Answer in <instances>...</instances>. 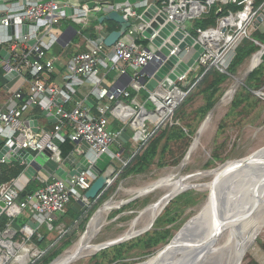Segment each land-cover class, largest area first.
<instances>
[{
	"label": "built area",
	"instance_id": "2783aa9c",
	"mask_svg": "<svg viewBox=\"0 0 264 264\" xmlns=\"http://www.w3.org/2000/svg\"><path fill=\"white\" fill-rule=\"evenodd\" d=\"M1 1L4 3L0 5V27L9 30L11 22L18 18L27 26V33L22 35L23 24H20L14 36L0 39V46L5 45L3 48L11 55L10 60L4 61L0 67L7 74L15 73L30 85L26 100H23L21 92H17L0 112V136L5 139V146L17 145L31 154H42L44 150H49L52 158L58 156L63 161L57 142L64 143L66 136L74 144L84 143L88 146L92 157L89 161L92 164L102 156L120 160L121 134L111 130L112 122L118 120L131 128V142L135 144L130 158L122 164L121 170H124L147 150L166 120L189 94L190 90L184 91L180 84L190 75L181 77L177 88L150 93L148 100L153 105V110H148L145 106L132 104L131 93L126 89L119 86L107 89L102 86L111 71L118 70L122 74H126L128 68L142 71L162 61L159 50L151 43L149 47L139 44L140 39L135 35L143 32L141 25H134L127 30L125 36L111 48L105 46L104 36L89 42L85 51L77 52L69 60L64 85H51L49 78L56 68L49 53L60 43L59 37L51 31L61 24L68 6L62 5L60 0H36L21 7L19 0ZM150 5L149 1L140 4L143 9ZM229 6L237 7V10H227L217 20L215 27L200 30L196 38L205 49L197 63L198 68H206L203 76L212 68L226 73L243 41L251 39L252 32L259 31L257 21L264 14V2L256 7L255 0H164L158 6L160 12L165 11L167 22H173L187 31L193 21L210 15L213 7H216L214 12L220 14ZM73 9V19L83 29H87L92 9L88 6ZM103 9L106 8H101L100 5L95 7L97 11ZM122 15L135 23L140 16L132 9L125 10ZM42 22L48 23L45 31ZM207 32H218V40L203 39ZM30 42L35 44L31 46ZM175 52L176 49L171 55ZM193 52L192 48H186L180 55L181 60H189ZM85 85L91 86V94L96 100L95 113L85 101L76 98L78 88ZM194 87L195 85L191 91ZM174 91H180L183 99L173 105L171 94ZM35 108L57 118L52 130L39 129L37 133L33 131L31 120L25 119V113ZM161 108L166 113L162 119H157ZM129 112L134 114L129 115ZM113 147H117V150L112 151ZM5 162L6 160H2V163ZM94 179L87 171L82 172L79 177L70 178V183L61 179L47 181L41 189L22 200L14 185L0 183V203H4L0 219H6L4 226L0 225V264H19L27 247H32V250L25 264L33 263L43 255L31 242L34 236L39 237L38 233L28 225L19 230L14 227V221L21 216H27L31 222L45 226L51 232H57L56 241L66 237L68 226H54L57 217L65 216L72 202L81 204L85 201L84 195L91 188ZM18 236H24L23 246L18 243Z\"/></svg>",
	"mask_w": 264,
	"mask_h": 264
},
{
	"label": "rangeland",
	"instance_id": "374dc122",
	"mask_svg": "<svg viewBox=\"0 0 264 264\" xmlns=\"http://www.w3.org/2000/svg\"><path fill=\"white\" fill-rule=\"evenodd\" d=\"M215 8L213 7L212 12ZM254 35L255 32H252L251 37ZM257 52L234 68L232 63L226 73L212 68L201 77L206 68L199 67L192 78L193 81L198 79V83L152 140L147 148L148 151H145L142 164L139 165V159H137L127 170L116 169L110 185L102 196L96 201L83 205L79 218L68 225L67 236L59 241H46L38 249L43 252L42 257L29 264H51L63 255L84 233L92 218L105 203L112 199L125 200L127 199L125 191L146 187L170 172H178L196 139L197 132L214 108L210 123L199 138L198 149L196 148L191 155L190 162H187L182 169L181 175L196 176L213 171L230 161L238 160L244 163L264 154V97L255 94L257 92L264 94V63L262 62L254 71L258 73L254 80L249 81L247 78L241 82L233 99L228 104L221 105L231 85L247 74L253 56ZM215 73L225 76L226 80L212 86L218 80ZM147 109L153 110V105H148ZM112 151H115L114 147ZM195 180L196 184H205L210 181V178ZM160 195V192L151 194L147 198L137 199L122 209L112 212L107 218L109 225L104 227L97 242L116 239L127 232L138 213L156 202ZM209 195V192L205 190L186 191L173 199L165 210L163 208L161 216L148 233L99 252L76 264H136L166 254L172 243L186 232L191 220L207 202ZM55 233L53 232L56 237ZM34 239L37 240V237ZM24 241V239L18 241L20 246H23ZM15 248L19 249L18 245H15ZM260 252H264V232L257 236L241 264H253V258ZM54 253H58L59 256L53 260L49 259Z\"/></svg>",
	"mask_w": 264,
	"mask_h": 264
},
{
	"label": "bare ground",
	"instance_id": "6f19581e",
	"mask_svg": "<svg viewBox=\"0 0 264 264\" xmlns=\"http://www.w3.org/2000/svg\"><path fill=\"white\" fill-rule=\"evenodd\" d=\"M214 33L215 38H209L213 33L207 32L203 39L217 41L218 33ZM263 56L262 47L253 56L249 68L258 66ZM240 83L241 78L231 85L221 105H226L233 99ZM171 95L173 105L183 99L180 91H174ZM159 112L157 119H162L166 110L161 108ZM128 114L133 115L134 112ZM211 116L207 117L202 126H208ZM198 144L196 138L191 153L196 150ZM55 160L61 162L58 156ZM180 170L169 171L170 173L146 187L125 191L127 195L125 200L112 199L105 203L92 218L84 233L51 264H76L93 257L98 249L119 239L124 241L135 239L151 228L169 202L171 203L191 187L204 188L210 195L196 217L191 220L190 225H187L186 232L172 243L166 254L136 264H241L257 236L264 232V154L244 163L238 160L227 162L213 171L199 174L198 177L183 176L179 174ZM204 177L210 178V181L205 184L195 183V179ZM157 192L161 193L159 199L138 213L127 232L116 239L97 242L104 227L109 225L107 218L112 212L127 206L133 202L131 201L133 199L135 201L143 197L147 198ZM31 250L32 247L26 248L19 264L28 262V254Z\"/></svg>",
	"mask_w": 264,
	"mask_h": 264
},
{
	"label": "crops",
	"instance_id": "0c3cea01",
	"mask_svg": "<svg viewBox=\"0 0 264 264\" xmlns=\"http://www.w3.org/2000/svg\"><path fill=\"white\" fill-rule=\"evenodd\" d=\"M36 0H19L18 4L19 6L26 5V3L34 2ZM149 1L152 5L159 6L164 0H60L62 5H67L68 9L78 8V7H84L88 6L92 9V13L90 15V24L87 29H83V26L76 22L72 16L69 14H65V16L62 19V22L59 26L53 27L51 32H55V35L59 37L60 43L55 45L53 50L49 53V56L55 61V68L56 71L54 74H52L49 78V84L51 85H57V86H63L65 83V77L67 75L66 72V66L69 62V60L72 58L74 54L77 52L85 51L87 49V44L89 42H94L98 37L104 36L107 37L111 32L118 31L120 29V26L114 22L111 21H104L100 22V18L103 16L108 15L112 11H118L121 14L125 12V10L132 9L133 11H136L138 14H142V12L145 10L141 8L140 4ZM91 4H96L92 6ZM106 8L102 11L95 10V7ZM43 30L45 31L48 27L47 22H42ZM140 22H136L135 26H139ZM13 35L12 32L9 30H3L0 27V39L5 38L6 36H14L17 28L19 25L14 24L13 25ZM259 28L263 30L264 32V20L259 25ZM57 32V34H56ZM213 34L209 35V38H215L214 32ZM218 33V32H217ZM63 35V36H62ZM62 36V38H61ZM136 38H139L140 40L144 39L142 37L141 33H136ZM215 40V39H213ZM48 41V40H47ZM5 45L0 46V50L4 49ZM4 60L0 58V65H3ZM2 69L3 73L2 75L7 77V73L5 70ZM152 67H149L146 69L145 73L142 75L141 70L136 71L132 68H128L126 74H122L118 70L111 71L105 78L103 82L104 88H111L113 86H119L131 93V102L132 104H135V106H145L148 108V105L151 103L149 102L150 92L146 89L144 85H142L143 78L148 83L152 79ZM1 71V72H2ZM0 72V73H1ZM30 85L25 82L22 78L17 76L16 74L13 75V77L7 78L6 82L0 81V112L4 108V106L10 102L13 98V94L17 92H21L24 96L23 100H26L28 98ZM148 95L147 98H144L145 94ZM77 99L83 100L86 103L91 100V102L88 104V106L93 110L95 113L96 111V100L91 94V86L85 85L78 88L77 91ZM131 104V103H130ZM24 105V102L22 103ZM44 115V111L35 108V109H29L25 113V119H32L33 117H38V128L42 130L50 131L53 129L55 122L53 119H49ZM127 130V135L129 136L127 142H124L121 140L122 148L120 150L121 153V159L120 160H111L108 156H102L97 164L99 169H103L104 171L110 166L113 165L115 169L121 170L123 162H126L133 152V149L135 148V144L131 142V136H132V130L131 128L124 126L123 123H121L118 120H115L112 122L111 130L119 132L122 134L123 130ZM65 134H63L64 136ZM121 136V135H120ZM66 137V136H65ZM66 139V138H65ZM58 146H60V142H57ZM74 153L70 158H67L66 160L63 159L60 163H58L55 160V157H48L43 154H33V156L38 160L40 171L37 172L36 175H27L26 165H20L18 163H2V160H0V183L1 184H12L17 189L20 195V199H24L26 196L31 195L35 193L37 190L41 189L45 182L52 181L54 179H58L57 175L55 174L56 170L58 168H63L67 172H71L76 168V166L81 162L83 158H92L89 155V148L86 144H74ZM5 147V139L0 136V152ZM114 149L117 150V147ZM61 150V149H60ZM62 153V152H61ZM62 156V154H61ZM102 170V171H103ZM81 205V204H80ZM76 202H72L69 207L67 208V211L65 215L70 220V218H74V215H72L71 211H73L75 214L78 215L81 214L82 206H80ZM78 206V207H77ZM66 216L59 215L57 217V220L55 222L54 226L62 227V224H65L66 226L67 222L66 219H64ZM25 221V224L22 225L20 229H22L25 225H28L32 223L36 227H31V229L37 234H39V237H37V240L34 239V237L31 239V242L36 245V247L39 249L41 248L43 244L49 241H53L57 239L58 233L56 237L54 236L53 232H51L47 227L41 226L39 224H36L34 222H31L30 218L27 216H21L17 218L14 221V224H22ZM76 221V220H75ZM6 222V219H0V225L1 227L4 226ZM21 226V225H20ZM15 227V226H14ZM16 228V227H15ZM19 230L18 228H16ZM24 238V236H18L17 241ZM25 239V238H24ZM253 264H264V252H260L256 254L255 258H253Z\"/></svg>",
	"mask_w": 264,
	"mask_h": 264
},
{
	"label": "water",
	"instance_id": "95a60500",
	"mask_svg": "<svg viewBox=\"0 0 264 264\" xmlns=\"http://www.w3.org/2000/svg\"><path fill=\"white\" fill-rule=\"evenodd\" d=\"M3 3L4 2L1 1L0 5H2ZM91 5L93 6V4ZM66 13L69 14L70 16H73L74 9H67ZM263 20H264V14H262L261 17L258 19L257 24L260 25ZM99 21L100 22L111 21L120 26V29L118 31H114L110 33L105 38L104 44L108 48L113 47L120 39H122L125 36L127 30H129L135 25V22L131 21L129 18H126L118 11L110 12L108 15L101 17ZM138 22H140V25L143 27V32L141 33L142 37L145 40H148L154 48L158 49L159 54L162 56V61L157 63L154 67H152L151 81L147 83L143 78L142 85H144L150 93L156 90L165 92L167 90H172L173 88H177V86L179 85V79L181 77L189 76L193 72L197 71L198 69L197 63L201 55L205 51V49L199 42V39L194 38L187 30L178 27L175 23L167 22L165 11L160 12L159 7L154 4L150 5L142 12V14L139 16ZM14 24L20 25L23 23L18 18L14 19L11 22V27L9 28V31L12 32V35H13ZM26 33H27V26L23 24L22 35H25ZM34 44L35 42H30L31 46H33ZM262 47L264 48V46ZM186 48H192L194 52L192 56L189 58V60L183 61L181 60L180 55L182 54L183 51H185ZM175 49H176L175 54L171 55V53ZM0 58H2L4 61H9L11 55L7 52L6 49H1ZM262 62L258 66L251 68L247 72V74L241 79V82L245 81L262 64ZM145 71L146 69L142 70L141 74L143 75ZM13 75H15V73L13 72L9 73L7 74L6 78L13 77ZM201 77H203V75ZM190 91L188 93H190ZM255 94L264 97V94L262 92L259 93L257 92ZM90 102L91 100L87 102V104H89ZM59 103L62 102L59 101ZM214 110L215 108L210 112V116L214 112ZM43 116L49 119H53L55 123L57 122V118L49 112L44 111ZM37 120L38 117H33L31 119V124H30L35 133L39 131ZM205 128L206 127H204L203 125L196 134L195 138H198V143H199V138L202 132L205 130ZM128 138L129 136L127 135V130L124 129L120 136V139L124 142H127L126 139ZM192 147L193 144L186 154V157L182 164V169L186 166L191 155L193 154L191 153ZM42 154L48 157L52 156V153L49 150H44ZM0 160H6V162L8 163H18L20 165H26L27 166L26 174L30 176L36 175L37 172L40 171V167H39L40 164L38 160L33 156V154H31L26 150L20 149L17 145L5 146L0 152ZM182 169L180 170L179 174H181ZM87 171L90 172L95 179L91 185V188L85 193L84 195L85 201L81 203L82 205H86V203H90V201H96L102 196L104 191L110 185L112 177L116 173L115 167L113 165H110L105 171H102L101 169H99L97 162L92 164L89 161V159L85 157L71 172H67L63 168H58V170H56L55 172L58 179L70 183V178L79 177L82 172H87ZM195 177H198V175ZM195 189L204 190V188H198V187H191L188 190H195ZM131 201H134V199ZM169 203L164 207V210L168 207ZM3 207H4V203L1 202L0 211L2 210ZM157 219L155 220V222L157 221ZM155 222H153L151 228L144 234L148 233L153 228ZM29 225L33 228L36 227L32 223H30ZM124 242L126 241L119 239L118 241L110 243L109 245L98 249V251L93 256L97 255L99 252L123 244ZM60 257L61 256H59L56 260H58ZM55 261H53L52 263H54Z\"/></svg>",
	"mask_w": 264,
	"mask_h": 264
},
{
	"label": "trees",
	"instance_id": "16d2710c",
	"mask_svg": "<svg viewBox=\"0 0 264 264\" xmlns=\"http://www.w3.org/2000/svg\"><path fill=\"white\" fill-rule=\"evenodd\" d=\"M255 1H256V7L260 6L264 2V0H255ZM227 10H237V7L229 6V7H227L226 10L224 9V11L222 13H220V14H216L215 12H211L210 15L203 16L201 19H197V20L193 21L191 23L190 27L188 28V32L194 38H198L200 30H206V29H208L210 27H215L217 20L219 18H221L222 16H224L226 14ZM139 44L144 45L145 47H149L150 46V42L148 40H145V39L140 40ZM262 46H264V32L259 30V31L255 32V35L253 37H251V39L244 40L242 45L237 49L236 57H235V59L233 61L232 67L234 68L239 63H242L245 59L250 57L253 53H255L259 49H261ZM262 60H263V63H264V56H263ZM1 71H2V69H0V72ZM2 73H3V71L0 73V81L6 82L7 78L5 76H3ZM195 74L196 73L193 72L186 81H184L183 83L180 84L181 89H183L184 91H189V90L192 89V87L198 82V79L197 80L194 79L195 81L192 80V78L194 77ZM257 74H258L257 72L252 73L248 77L249 81L254 80L256 78ZM215 75L218 77V80L214 84H212V86L220 84L221 82L226 80L225 76H221L218 73H215ZM200 76H202V74ZM147 96L148 95L145 94L144 98H147ZM210 107H211V104H210ZM59 148L61 149L62 158L64 160H66L67 158H70L72 156V154L74 153V151H75L73 143L68 138L65 139L64 143L60 144ZM146 152H144L141 156H139L137 158V159H139V161H138L139 165L142 164V160H143V157L146 154ZM132 163L129 164L124 170L129 169L132 166ZM71 213H72V215H74V218L72 217V218H70V220L65 215L66 217L64 219H66L67 222L69 221L67 223V225L73 223L80 216V214L79 215L77 213L75 214L73 211H71ZM23 224H25V221L22 224H20L21 226L16 224V223L14 224V226L16 228L20 229ZM58 256H59L58 253H54L49 259L53 260V259H55Z\"/></svg>",
	"mask_w": 264,
	"mask_h": 264
}]
</instances>
